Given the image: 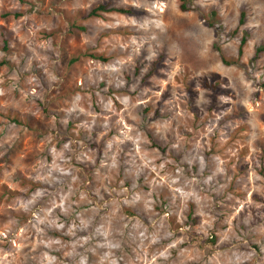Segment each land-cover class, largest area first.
<instances>
[{"label": "rangeland", "instance_id": "obj_1", "mask_svg": "<svg viewBox=\"0 0 264 264\" xmlns=\"http://www.w3.org/2000/svg\"><path fill=\"white\" fill-rule=\"evenodd\" d=\"M181 2L0 0V264H264V0Z\"/></svg>", "mask_w": 264, "mask_h": 264}, {"label": "trees", "instance_id": "obj_2", "mask_svg": "<svg viewBox=\"0 0 264 264\" xmlns=\"http://www.w3.org/2000/svg\"><path fill=\"white\" fill-rule=\"evenodd\" d=\"M181 4H180V8L181 10H188V6H187V0H181ZM101 9H104L106 10V7L105 6H100ZM94 12H96V10H94ZM244 18H245V13L242 12L241 13V17H240V20H239V26L243 25L244 24ZM238 30V28L236 29V31ZM247 34L244 35L241 39V43H240V46H239V55L241 56L242 53H243V49H244V46L245 44L247 43ZM264 51V44H262L260 47L257 48V55H259L261 52ZM223 60L226 62V63H230V62H227V60H225V58L223 57ZM5 62L3 61H0V67L4 64ZM212 242H215V240H212Z\"/></svg>", "mask_w": 264, "mask_h": 264}]
</instances>
